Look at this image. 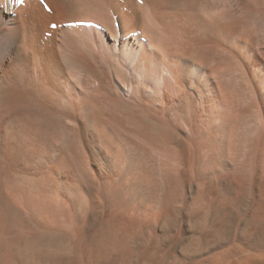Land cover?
Listing matches in <instances>:
<instances>
[{
	"label": "bare ground",
	"instance_id": "obj_1",
	"mask_svg": "<svg viewBox=\"0 0 264 264\" xmlns=\"http://www.w3.org/2000/svg\"><path fill=\"white\" fill-rule=\"evenodd\" d=\"M259 46L264 0H0V264H264Z\"/></svg>",
	"mask_w": 264,
	"mask_h": 264
},
{
	"label": "rangeland",
	"instance_id": "obj_2",
	"mask_svg": "<svg viewBox=\"0 0 264 264\" xmlns=\"http://www.w3.org/2000/svg\"><path fill=\"white\" fill-rule=\"evenodd\" d=\"M243 7H244V9H242ZM234 10L236 11L237 15L240 16V17H248V15L250 16V14H251L250 13L251 12L250 9L247 6H245L244 4L235 5ZM247 11H248V13H247ZM59 25H57V28L61 29V26H59ZM76 33L78 34V32H76ZM76 33L74 32L73 34L77 35ZM61 35L62 34L59 33L58 37H60ZM135 35H137V34H135ZM141 42L145 43L144 40H141ZM88 43L89 44L92 43L89 46H94L92 41L88 42ZM84 48H85V46H84ZM92 48L94 49V47H92ZM240 49H241L240 53L244 57L243 62L245 64L246 68H247L249 77L252 74L251 75V79L254 80L255 84L257 86L260 85L261 87H264V72L260 73L261 75L258 74V76L256 74L258 72V68H262L263 67V69H264V47H262V46H259L257 48L241 47ZM136 53L138 54L137 56H136ZM136 53H134V55H133L134 58H135L134 60H139V59L142 60L144 56L141 54L142 52H141V49L139 47H138V51H136ZM168 59H169V62H170V61L174 60V57L172 55H170V57H168ZM254 73L256 74V76H257L256 78L257 79L255 78V76H254L255 74ZM232 74H234V73L232 72ZM203 80H205V81H204V88H203L202 92L205 95L202 93V96L204 97V100L206 102L205 104H208V105H205L206 107L204 106V111H207V112H204V120L205 119L206 120L203 122L204 123L203 125H221V124L224 125L226 120L229 117H231L236 111V106L234 105L235 102H236V99L237 100L240 99V100L243 101V103H245V104L247 103L248 105L253 102V99H252V102H251V99L249 97H243V96H241V95H239L238 93H235V92L233 94V92L229 91V90L226 91L225 93H221V92L218 91L214 95L213 91L216 90V89H215V87H213V86L211 87V85L208 84V82L206 81L207 80V76H205V78ZM208 86H209V88H208ZM204 89H205V91H204ZM207 96L210 97L209 100H208ZM230 97H231V99H230ZM234 98H235V100H234ZM211 100H212L213 104H212ZM209 104H212V105H209ZM207 106H210V107H207ZM211 108H213V109H211Z\"/></svg>",
	"mask_w": 264,
	"mask_h": 264
}]
</instances>
